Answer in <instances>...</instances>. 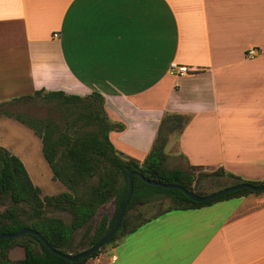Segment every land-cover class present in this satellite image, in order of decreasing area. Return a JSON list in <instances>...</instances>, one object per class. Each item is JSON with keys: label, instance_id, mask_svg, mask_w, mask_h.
<instances>
[{"label": "crops", "instance_id": "1", "mask_svg": "<svg viewBox=\"0 0 264 264\" xmlns=\"http://www.w3.org/2000/svg\"><path fill=\"white\" fill-rule=\"evenodd\" d=\"M40 90L100 94L123 126L111 143L138 161L165 113L189 116L169 158L264 182V0H0V105ZM85 264H264V192L163 212Z\"/></svg>", "mask_w": 264, "mask_h": 264}, {"label": "trees", "instance_id": "2", "mask_svg": "<svg viewBox=\"0 0 264 264\" xmlns=\"http://www.w3.org/2000/svg\"><path fill=\"white\" fill-rule=\"evenodd\" d=\"M33 98L53 102V107L62 116V124L59 125L51 117L35 119L3 110L0 113L29 128L41 140L43 159L53 179L62 184L66 191L42 196L22 161L0 147V207L6 206L0 213V234H12L29 228L40 234L54 250L76 255L92 247L110 231L125 201L129 175L139 173L141 177H133V193L118 230L105 246L90 257L67 261L49 251L37 236L26 234L0 240V264H85L107 246L117 245L127 234L148 222L150 219L131 225L128 218L133 210L152 200L168 198L171 206L164 211L168 212L198 209L247 194L264 192L240 190L216 200L196 203L179 190L154 187L143 181L144 178L160 184L178 185L199 196L205 195L193 189L198 184L197 180H211L212 184H217L221 178L230 180V184L222 188L241 183H264L244 181L221 168L198 176L194 171L201 168L196 166H189L187 170L167 169L164 163L168 137L180 133L189 121V116L165 113L150 152L143 161H138L117 151L111 143L109 133L120 131L123 126L110 121L104 107V98L100 94L78 96L62 91L40 90L19 100ZM112 202L116 206L113 217L109 219L106 215L101 218L94 227L93 238L84 244L89 237L92 219L101 213L100 209L104 205ZM49 211L67 213L70 221L49 216ZM81 246L86 247L81 249ZM16 247L23 250V258L14 261L9 258V251Z\"/></svg>", "mask_w": 264, "mask_h": 264}, {"label": "rangeland", "instance_id": "3", "mask_svg": "<svg viewBox=\"0 0 264 264\" xmlns=\"http://www.w3.org/2000/svg\"><path fill=\"white\" fill-rule=\"evenodd\" d=\"M53 102L45 101L42 98H33L31 100H20L18 102L5 104L0 107V112L6 111L11 112L13 114H22L25 117L35 118V119H46V118H52L54 119L59 125L62 124V116L59 113L58 110H56L53 107ZM7 118L0 113V119ZM13 120V119H11ZM14 121V120H13ZM25 129V128H24ZM24 134L27 133V130H23ZM29 133V131H28ZM31 135V134H29ZM20 128H15V126H12V124H8L6 120L0 121V147H3L5 149H16V151L22 149L20 152V155L23 157L19 158L23 165L25 166L29 177L32 181V183L40 188L42 192V196L44 195H56L58 193H61L62 190H66V188L53 179L51 170L49 169L48 165L43 159V156L41 152L36 150L32 147V149H29L30 143H28L29 138L23 137L20 138ZM169 139V137H168ZM29 152V153H28ZM175 151H172L171 153L166 152V155L173 154ZM175 160L169 158L166 156L165 160V167L167 169H182L187 170V166L182 163L180 160ZM217 169H197L194 171L195 175H203L205 173H212ZM197 186H195L193 189L199 193H202L204 195L210 194L214 191H217L218 189H221L222 187L229 185L230 180H227L225 178H221L217 180V184H212L211 180L202 179L198 182L197 180ZM62 185V186H61ZM214 185V186H213ZM171 206V201L168 198H162V199H155L150 201L148 204L144 206H140L133 210L129 214V222L131 225L137 224L138 222H141L143 220L151 219L156 216H159L164 211L169 209ZM6 208L0 207V213ZM110 213L108 215L109 219L113 217V202L110 205ZM105 210V209H104ZM104 210L99 214V217L103 215ZM49 216H57L63 218L66 222L70 221V217L67 213H61L58 211H49ZM94 227L96 225L93 223L90 226V233L87 240H85L84 244L88 243L90 239L93 238V231ZM83 231V230H82ZM82 231L77 236L76 242L79 241V236L82 233ZM114 245L107 246L103 252L107 251ZM86 246H81V249L85 248ZM102 252V253H103ZM23 258V253L21 249H14L11 252V259L16 261Z\"/></svg>", "mask_w": 264, "mask_h": 264}, {"label": "water", "instance_id": "4", "mask_svg": "<svg viewBox=\"0 0 264 264\" xmlns=\"http://www.w3.org/2000/svg\"><path fill=\"white\" fill-rule=\"evenodd\" d=\"M134 176H138L141 177L139 173H132L129 175V179H128V192L125 198V201L122 205V207L120 208L114 225L113 227L110 229V231L103 237L101 238L97 243H95L92 247H90L87 250H84L76 255H70V254H63L61 252H58L56 250H54L52 247H50L46 241L41 237L40 234H38L37 232H35L32 229L29 228H24L21 229L20 231L16 232V233H12V234H8V233H4V234H0V240L2 239H14V238H18L21 236H24L26 234H31V235H35L37 236L42 243L47 246V248L49 249V251H51L53 254H55L56 256L63 258L67 261H76L79 259H85L90 257L93 253H95L96 251L100 250L103 246H105L108 241L112 238V236L116 233V231L118 230L120 223L122 221V218L124 216L125 210L129 204V201L131 199L132 193H133V177ZM143 181L151 186L154 187H160L163 189H174V190H179L181 191L185 196H187L191 201L196 202V203H204V202H208L211 200H216L218 198H221L223 196H226L230 193L236 192V191H240V190H249L252 192H262L264 191V183L262 184H258V185H254V184H249V183H241V184H237V185H233V186H229V187H225L222 188L220 190L214 191L210 194H207L205 196H199L191 191H188L178 185H168V184H160V183H156L153 181H149L147 179L143 178ZM115 204L113 203V212L115 211Z\"/></svg>", "mask_w": 264, "mask_h": 264}, {"label": "built area", "instance_id": "5", "mask_svg": "<svg viewBox=\"0 0 264 264\" xmlns=\"http://www.w3.org/2000/svg\"><path fill=\"white\" fill-rule=\"evenodd\" d=\"M56 36V35H54ZM257 56V53L254 49H250L246 52V57L247 58H254ZM170 72H172L173 74L177 75V76H183L185 74H188L190 72V70L185 67V66H180L177 65L175 63L170 64Z\"/></svg>", "mask_w": 264, "mask_h": 264}, {"label": "flooded vegetation", "instance_id": "6", "mask_svg": "<svg viewBox=\"0 0 264 264\" xmlns=\"http://www.w3.org/2000/svg\"><path fill=\"white\" fill-rule=\"evenodd\" d=\"M106 210L108 211V210H109V208H107ZM97 222H98V219H96V220L94 221V224H95V223H97Z\"/></svg>", "mask_w": 264, "mask_h": 264}]
</instances>
